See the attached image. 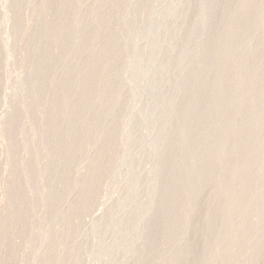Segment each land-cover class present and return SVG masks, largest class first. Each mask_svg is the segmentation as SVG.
<instances>
[{
  "label": "rangeland",
  "instance_id": "1",
  "mask_svg": "<svg viewBox=\"0 0 264 264\" xmlns=\"http://www.w3.org/2000/svg\"><path fill=\"white\" fill-rule=\"evenodd\" d=\"M201 1L169 10L174 0H0V264H242L251 245L264 239V227L243 234L264 215V128L250 130L264 119V79L214 105L241 66L264 59V47H255L264 36V13L255 15L260 0H214L223 9L221 30L209 38L206 54L189 63L204 36L195 30L204 19ZM244 11L237 26L233 18ZM156 29L164 34L154 41ZM216 48L222 51L214 56ZM240 51L248 55L213 70ZM182 68L196 76L174 84ZM220 78L218 86L204 84ZM241 94L251 98L244 110L259 111L224 116ZM220 154L238 160L215 166L191 191L189 176ZM155 164L164 176L154 186L147 168ZM241 167L234 182L249 186L228 194L225 173ZM199 189L203 209L192 247L203 250L174 256L185 237L184 209ZM153 198L159 202L151 217L134 220ZM246 211L253 212L242 222ZM118 224L123 235L115 232Z\"/></svg>",
  "mask_w": 264,
  "mask_h": 264
},
{
  "label": "bare ground",
  "instance_id": "2",
  "mask_svg": "<svg viewBox=\"0 0 264 264\" xmlns=\"http://www.w3.org/2000/svg\"><path fill=\"white\" fill-rule=\"evenodd\" d=\"M132 1L135 2L136 0L135 1L134 0H131V2ZM174 1L175 2L172 5H170V7L171 6L172 7L171 8L169 7V10H172L175 7L177 8L180 5L184 7L183 4H186L187 5V3H189L191 0H174ZM213 1L214 0H202L201 1V5L198 8V10L202 14H204V16H203L204 19L197 25V27L195 28V30L197 31V38L198 37H201L202 35H204V36L201 39H199V41H198V49L199 50L196 53L195 57L193 59H190L189 60V63L193 62L195 60V58L198 57L199 54L200 55L201 54H203V55L206 54L207 44H208L209 38L213 34H216V33H218L221 30V27H220L219 23L217 22V19L220 17V15L223 14V9H222V7L219 4L212 5V2ZM226 1L229 2L231 5H234V4L241 5L242 3L248 2L249 0H226ZM137 3H135V7L134 8H136V5H138ZM129 4H131V3H129ZM133 5H134V3H132V5H130V6L133 7ZM256 8L257 9L255 10V15L256 14H260L261 15L262 13H264V0H260V2L258 3V5L256 6ZM142 12H143V10H142ZM244 16H245V11L244 12H241L238 16H236V17L233 18V21L235 23H237V26L242 22V19L244 18ZM187 18H188V15H184L183 17H181V19L183 20L182 21V25L185 23V21L187 20ZM263 24H264V19H263ZM182 25L178 26L174 30L175 35L172 36L171 40H174V37H176V34L179 35L180 30L182 29ZM105 30L108 31V29H105ZM233 30L231 29L230 31L226 32V34L227 33L228 34L232 33ZM235 30H236V28H235ZM103 33L106 34L105 32H103ZM104 34L102 35V33H101L102 36H105ZM162 34H164V31L163 30H161V29L154 30L152 32V38L154 37L153 40L155 41V40L160 39L161 38L160 36ZM171 43L173 44V42H171ZM116 47H117V44H116ZM123 47L124 48H128V46H126V47L123 46ZM255 47H257V48H259V47L260 48H263L264 47V36H263V38L260 41H258L257 43H255ZM120 48L122 49V47H120ZM118 49H114V50L115 51L117 50L116 52L121 51V49H119V50ZM94 50H97L96 47L94 48ZM123 50L125 51L126 49H122V51ZM115 51H113V52H115ZM221 51H222L221 48H216L213 51L212 54L214 56H216V55L220 54ZM118 53H120V52H118ZM247 55H248V52L247 51H240V52L236 53L235 56H233L232 58L228 59L224 63L217 64V65H215L212 68H213V70H217V69L221 68L222 66H226L229 63H232L233 62V64H234L238 60L244 58ZM144 61H143V63H144ZM145 62L147 63V61H145ZM259 62L260 63L258 65H256V64L253 63V65L241 66L240 69L237 70L234 73L235 74L234 75V78H236L237 80L232 85V88H230L229 91L224 92V93L218 95V97L216 99H214V105L215 106H219V105L223 104L228 99L229 94H230L231 91L241 90L244 87L245 84H247L249 82H252L253 80L259 82L260 80L264 79V70H263L264 59L261 58ZM143 66H144L143 69L142 68H139L138 70L141 71V69H142V73L149 72L147 70L148 68L145 69V66L147 67V65H145V63H144ZM163 68H164L163 64H160L156 68V71L159 72V71L163 70ZM188 69H186V68L185 69H183V68L180 69V72L175 76V78L173 79L172 82L174 84H176L175 82H179V81L183 80L186 77L196 76V74L188 71ZM133 70L136 71V69H133ZM135 71H134V73H135ZM140 71H138L139 72V75H141L140 74L141 73ZM134 73H132V74H134ZM136 73H137V71H136ZM136 73H135V75L138 76ZM131 75H130V77H132ZM138 78L139 77H137V79H135V80H138ZM129 79H131V78H129ZM135 80L132 77L131 81L134 82ZM223 80H224L223 78H220V79H216V80L205 81L204 84L207 85V86H218ZM150 82H151V80L145 86V87H147L146 89L149 90V92L152 91L150 89H153L154 88V84H155L154 82H153L154 84H152V82L151 83ZM199 88H201V86L197 87L196 90H198ZM258 88L261 89L260 86H258ZM262 89L264 90V84H263ZM186 92H187V96L191 99L192 96H193L194 88H190ZM247 101H251V98L248 97L247 95L241 94V96H238V99L236 100L235 104L228 111H226L224 113V116L236 118V117H246V116H250V115L256 114L259 111V109H254V108L253 109H249V110H244L243 109V105ZM182 109H183V105L182 104H180L179 106L177 105L174 108H172V111L168 112V120L174 119ZM201 112H202V110L199 109L198 111H195L194 115H198ZM152 116L153 115H150V117H146V119L147 118H150L151 119ZM191 121H192V115L187 118L186 122L187 123H190ZM263 128H264V119L261 120L258 123H254V124H251L250 125V130H252V131L260 130V129H263ZM192 135H193V132L184 134L182 136L180 142H178L177 146L180 147L181 144L183 142L187 141L189 138H191ZM252 136L253 135H250L249 137H245V138L239 139V141L240 142H243V143H246L248 140H250V138H252ZM159 142H160L159 143L160 146L157 145L158 147H161L162 145L164 146V142L163 141H159ZM237 142H238V140L235 139L234 140V144H237ZM153 145H156V144L153 143ZM226 145H229V143H227ZM209 146H211V145H209ZM132 149L133 148H131V150ZM255 149L257 150V148H255ZM128 150L131 151L130 149H128ZM165 153H166V151L162 152V154L159 155L160 159L165 157ZM192 154H194L193 151L190 152L189 156H192ZM237 160L238 159H237V157L235 155H233L232 157L229 158L225 154H220V155H217L213 160H211V162H207V161L203 162L199 166V168L195 171V173L194 174H191L189 176V179L190 180H189V183L188 184H189V186H191L190 187L191 188V191H192V188L194 186L193 184L201 181L209 170H211L215 166H219L221 164H230V163H233V162H235ZM131 161L132 160H130L128 163L131 164ZM132 163H133V161H132ZM177 163L179 165H181L182 158H180L179 160H177ZM128 166H130V165H128ZM131 166H133V164H131ZM129 169H130V167H129ZM244 171H245V168L241 167V168L231 169V170H229L228 172L225 173V177H226V180H227L226 189L228 191V194H234V192H240V191L244 190L246 188V186L247 187L249 186L248 183H240V182L235 183L234 182V179L235 178H239L244 173ZM147 172H149V173H151L153 175V180L151 181V184L154 185V186L157 184L158 180L159 179H162L163 178L162 176H164L163 175V173H164L163 166L158 167V166H156V164H155L154 167H150V169L148 167L147 168ZM83 182H85V181H82L81 183H83ZM134 190H136V189H134ZM201 190L202 189H199V190L196 191V193L193 195L194 198H193L190 206H188L187 208L184 209V215H185L184 217L185 218H184L182 227L184 229L185 237H183V240H182L183 242H182V244H181V246L179 248L173 247L172 254L174 256H179V255H182V254H187L188 255V258H189V257L194 256L196 253L200 254L201 251L203 250V248H197L196 249V248H193L192 247V245H193V239H194V233L198 230V225H199V223L196 220V217L197 216H200V213H201V211L203 209V203H202V200H201V195H202V191ZM157 193L158 194H163V192H160V191L156 190V194ZM125 198H127V197H125ZM124 199L122 198V201H123L122 203L123 204L125 203L124 205L127 206L126 205L127 203L124 202L126 200H124ZM157 202H159L158 198L151 199L148 203L144 204V206L142 208L139 207V208H141L143 210L142 211L143 213L142 214H139L140 216H138L137 219H135L136 216H134V217L132 216V218L134 220H140V219L141 220H144L146 218L147 219L150 218L151 217L150 210L153 208V206ZM123 204H122V206L125 207ZM249 204H250V200H246L245 203H244V205H243V207H246ZM228 206H230V207L231 206L232 207H236V206H239V205L237 203L228 202ZM252 212L253 211H246L243 214V216H242V222H246ZM130 220H132L131 217H130ZM130 220L128 219V222ZM134 220L130 221L131 224L133 222H135ZM204 220H206V219L204 218ZM140 221H136V223H138ZM123 225L124 224H122V226ZM263 227H264V215L261 216V217H258L257 224H256L255 227L251 228L249 232L248 231H244L243 234L245 235V238L247 236H249V234L252 237L253 235H256L257 233L261 232L263 230ZM123 229H124V227H123ZM122 230H120V225L119 224L116 225V229H115V232L116 233H119V231H121V234L123 235L125 233V232H123L125 229L123 231ZM146 230H152V229H146ZM121 234H118V236L121 235ZM229 234L230 233H228L227 236H229ZM132 244H133V242L131 243V245ZM133 245H132V247H133ZM132 247H130V245H129V248H132ZM251 248H252L251 252L242 259V264H260V262L264 258V239H262L260 241H257V242H254L253 245H251ZM144 249H146V248H143V250ZM184 264H194V262H193V260H187Z\"/></svg>",
  "mask_w": 264,
  "mask_h": 264
}]
</instances>
